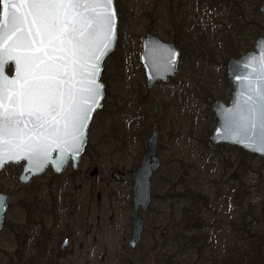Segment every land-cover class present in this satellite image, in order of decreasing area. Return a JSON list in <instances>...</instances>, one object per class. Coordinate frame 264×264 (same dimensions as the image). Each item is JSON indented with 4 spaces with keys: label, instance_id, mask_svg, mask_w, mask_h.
Instances as JSON below:
<instances>
[{
    "label": "rangeland",
    "instance_id": "rangeland-1",
    "mask_svg": "<svg viewBox=\"0 0 264 264\" xmlns=\"http://www.w3.org/2000/svg\"><path fill=\"white\" fill-rule=\"evenodd\" d=\"M193 1L116 0L118 38L101 76L105 98L89 127L78 169L70 163L55 175L48 168L29 186L19 182L23 164L0 172V192L9 196L0 264H197L207 257L197 251L202 238L218 251L237 247L241 252L255 233L264 234V158L210 140L216 127V118L210 117H215L214 101L229 103L234 90L224 38L232 33L237 58L254 50L264 36V0L257 7L263 18L246 11L250 25H238V30L214 21L208 14L213 3ZM191 22L195 29L186 27ZM149 34L171 43L179 38L182 46L177 45L178 73L152 90L139 58L142 39ZM154 131L162 165L152 179V203L142 213L141 242L131 250L133 171L142 164ZM115 172L122 181L113 178ZM29 187L36 191V204L49 213L41 227L36 226L40 214L29 220L24 208L28 191L22 188ZM191 195L209 200L211 207L198 202L207 227L196 223L198 204ZM25 233L41 246L36 248L34 240L24 249ZM191 241L196 244L188 245ZM180 252L187 255L174 259ZM36 256L39 260L33 261Z\"/></svg>",
    "mask_w": 264,
    "mask_h": 264
},
{
    "label": "water",
    "instance_id": "water-1",
    "mask_svg": "<svg viewBox=\"0 0 264 264\" xmlns=\"http://www.w3.org/2000/svg\"><path fill=\"white\" fill-rule=\"evenodd\" d=\"M28 0H0V60H3L2 71H0V100L4 95V80L13 81L19 79L16 63L7 60L8 55L24 59L31 54V49L20 43V34L5 39L3 25L10 20L15 9L7 7L10 3L17 5L26 4ZM110 10L114 11V27L105 26L92 38V56L100 55V60L90 59L88 63H96L98 72L97 83L101 86L98 104L92 105L89 118L81 129V138L73 140L71 134H65L61 124V131L52 134L51 130L37 134L32 130L31 124L27 128L19 127L12 134L0 135V159L6 162L0 166V172L9 165L23 164L19 182L29 186L32 179L42 176L48 168L55 175L62 174L70 162L72 169L76 171L79 167L81 157L84 154L89 127L95 113L102 108L105 98V84L101 81L104 62L114 51L118 38V15L116 0H112ZM104 11V9H100ZM27 7H21L18 15H26ZM264 16V6L261 7ZM29 21L32 19L28 17ZM25 29L30 24L22 25ZM11 35V33H8ZM26 39V34H25ZM143 47L140 53V63L143 67L146 85L152 90L156 83H167L178 73L181 52L175 43L167 42L156 34H149L142 39ZM107 44V48L104 45ZM12 67V73H9ZM228 77L234 90L231 100L216 99L213 104V113L216 118V127L210 137L214 145H232L244 151L264 158V36L260 37L254 50H250L240 58H232L228 64ZM12 90L11 85L8 86ZM19 91V85L15 88ZM9 109L12 104L3 101ZM2 110V109H0ZM7 141V143H5ZM35 149L33 152L32 150ZM46 153V155H45ZM20 156L19 160H10L9 156ZM162 165L159 157V133L154 131L151 135L147 150L142 159V164L133 171V225L131 238L128 243L129 249H135L141 241L144 231L143 212H146L152 203V179L160 170ZM118 181L123 179L120 173L113 175ZM9 196L0 192V230L4 224L5 212L8 207ZM69 244L66 238L62 244L65 249Z\"/></svg>",
    "mask_w": 264,
    "mask_h": 264
},
{
    "label": "snow or ice",
    "instance_id": "snow-or-ice-1",
    "mask_svg": "<svg viewBox=\"0 0 264 264\" xmlns=\"http://www.w3.org/2000/svg\"><path fill=\"white\" fill-rule=\"evenodd\" d=\"M111 4L112 0H28L26 4L7 5L15 12L3 25L6 41L20 34V43L32 51L23 60L13 55L6 57L16 63L19 79L4 80L0 135H10L29 124L37 134L51 130L55 135L62 124L65 134H71L73 140L81 138V129L92 105L98 104L101 88L95 78L97 64L88 63L90 59L100 60V55L92 56V38L105 26L110 30L114 27ZM21 7H27L29 12L18 15ZM24 24L30 27L25 29ZM3 62L0 60V71ZM17 85L19 91L15 90ZM3 101L13 107L9 109ZM5 162L0 159V166Z\"/></svg>",
    "mask_w": 264,
    "mask_h": 264
},
{
    "label": "trees",
    "instance_id": "trees-1",
    "mask_svg": "<svg viewBox=\"0 0 264 264\" xmlns=\"http://www.w3.org/2000/svg\"><path fill=\"white\" fill-rule=\"evenodd\" d=\"M195 1L202 2V3H204L205 1H209V3H213V5H214L212 8L213 11H211L208 14L214 16V19H215L214 21L217 23L218 22L222 23V25H226V26L230 25L231 29H234V30L237 29L238 30V28L240 27L238 25L248 24L249 16H248V14H246V11H249L252 9L254 12L257 11V13H258L259 10L257 7H258V5L261 4L262 0H253V1L252 0H194L193 4H195L194 3ZM260 12L258 14H261ZM260 16H261L260 19H262L263 18L262 14ZM259 21L260 20H258L256 23L260 24ZM199 22L201 23V21H199ZM248 25H250V22ZM186 27L189 29H192V28L195 29L196 26H195V24H193L191 22L190 24L187 23ZM218 27H219L218 24H216L214 26V28H218ZM206 31H207L206 28L202 29V35ZM195 32H196L195 33V35H196L197 31H195ZM192 33H194V32H192ZM230 35H229V37L227 36L224 38V42H226L225 44L227 46L226 52L229 54L228 57L237 58L238 53H236L235 51L232 50L235 40L230 38ZM178 40H179V38H178ZM178 40H175V43H176V45H179L181 50H182L181 43ZM241 44H243V42ZM245 44L247 46V41H245L243 46ZM210 117L212 119H215V117H213V116H210ZM250 156L255 158V159H261L259 156L254 155V154H252ZM34 187L35 186H31V188H34ZM24 189H26L28 191V193L25 192L26 193L25 198H27V199L23 200L24 203L26 202V206L24 208L28 212V219L33 221L36 219V215L40 214L41 218H40L39 222L36 221V226L41 227L45 221V217L48 216L49 213L46 210L39 207V205H40L39 201L36 204V191H35V189L30 190V187L29 188H22V190H24ZM193 192L194 191H192V193ZM200 195L201 194H199V196ZM199 196H192L190 198V199H192V203L194 202V204H198L197 212L195 211L196 215H197L195 218L196 219L195 221L197 224H203V227H207V220H206L207 218L204 215H202L203 211L199 207L198 202L201 201L204 205H207V207L210 205V203H209V200L201 199ZM186 197L189 198L188 196H186ZM23 199H24V197H23ZM209 207H211V206H209ZM32 221H30V222H32ZM261 237H264V234L255 233L254 236H252V239L250 238L249 247H247L245 251H241V252L238 251L237 247L229 248L228 251L227 250L226 251H218V249H216L215 247L214 248L209 247V246H211L209 240H204L202 238L203 242L200 241L201 245H199V248L197 249V251L199 252L198 254L205 252L204 254H206L207 257H206L205 262L201 263V261L199 260L200 262L197 261L198 262L197 264H264V238L261 239ZM34 240L36 241V248H39L41 246V241H39L38 238H36V237H34V238H32V236L29 237V233H25V240H23V242H21V246L24 247V249H25L29 245V243H31V241L34 242ZM193 243H195V242L191 241L187 244L193 245ZM179 245L185 247V245L182 243H179ZM183 250H184V252L187 251L186 248ZM46 251H47V249H46ZM192 251H193V249H191V251H189L190 252L189 254H191ZM181 255L185 256L187 254L180 252L178 255L175 256L174 259L181 257ZM43 256H44V254H43ZM35 260L36 261L38 260L37 256H36V259L33 258V261H35ZM54 262H55L54 260H49L47 264H55L56 262L55 263ZM186 262H188V261H186ZM177 263L182 264L181 261L178 262V260H177ZM18 264H25V263L19 262Z\"/></svg>",
    "mask_w": 264,
    "mask_h": 264
},
{
    "label": "flooded vegetation",
    "instance_id": "flooded-vegetation-1",
    "mask_svg": "<svg viewBox=\"0 0 264 264\" xmlns=\"http://www.w3.org/2000/svg\"><path fill=\"white\" fill-rule=\"evenodd\" d=\"M132 225H133V224H132ZM163 233L166 234V232H163ZM130 238H131V237H130ZM141 239H142V237H141ZM140 242H141V241H140ZM140 242H139V243H140ZM138 245H139V244H138ZM138 245H137V246H138ZM136 248H137V247H136ZM136 248H135V249H136ZM61 249H62V248H61ZM63 250H64V249H63ZM131 250H134V249H131ZM42 256H43V255H42ZM38 260H39V259H38ZM41 260H44V258H42Z\"/></svg>",
    "mask_w": 264,
    "mask_h": 264
}]
</instances>
